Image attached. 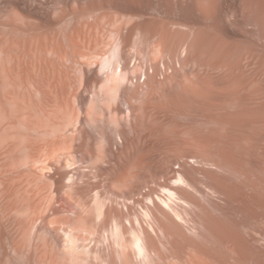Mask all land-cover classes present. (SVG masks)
Segmentation results:
<instances>
[{
    "label": "rangeland",
    "instance_id": "1",
    "mask_svg": "<svg viewBox=\"0 0 264 264\" xmlns=\"http://www.w3.org/2000/svg\"><path fill=\"white\" fill-rule=\"evenodd\" d=\"M63 3L0 0V264H264L259 33L221 5L187 59L191 32L169 36L180 43L162 55L148 30L121 35L128 19L107 9L113 26L84 25L88 43L66 47ZM91 39L101 52L123 46L119 89Z\"/></svg>",
    "mask_w": 264,
    "mask_h": 264
},
{
    "label": "bare ground",
    "instance_id": "2",
    "mask_svg": "<svg viewBox=\"0 0 264 264\" xmlns=\"http://www.w3.org/2000/svg\"><path fill=\"white\" fill-rule=\"evenodd\" d=\"M221 5H230V6L237 7L238 11L240 12L239 15H241V17H242V20L244 19L245 22L247 21L249 23V25L252 26V28L259 33V35H260L259 38L264 42V0H64V3H63L61 10H60V17H59L60 24L63 27V33L61 35V43L63 42L64 46H66V47H72V46L77 47V46H80L81 43L87 44L88 43L87 41L83 42V36H81V28L84 25L91 26V27H93V29L96 28L98 31L110 28L114 24L112 23V15H109L111 12L107 13V9H111L114 11V14L117 17L122 16V21L124 18L128 19V23L125 26L121 25L118 28L119 29L118 31L121 32V35L123 33L122 32L123 30H126V32L129 33L128 35H130V33H133L134 31H137L138 34L143 35V34H145V32H147L146 30H148L150 36L153 39H155V42H157L159 44V46H160L159 52L162 55L165 53H174L177 49L176 47H177L178 42L180 43V40L178 39L179 38L178 37L177 40H175L173 42L172 46L171 45L169 46V44H168V42L170 40L169 38L174 37V36L176 38L177 37L176 34L180 35L182 33L183 34L188 33V35H189V33L191 32L193 34L192 35L193 38L190 35L191 38L187 37L188 39L187 40L185 39L186 41L184 40L185 42L183 44L184 47L182 48L183 49L182 54H184L185 58H187V59L191 58L192 56H193L192 58L196 59L195 58L196 54L200 53V51L195 53V51L191 47L192 45H194L196 43L194 36H195V34L198 35L197 33L202 32L204 28L205 29L206 28H208V29L213 28V30L216 29V27L218 25L216 23L218 22L219 11H220L219 9L221 8L220 7ZM151 14H154L156 17L152 18L153 16H151ZM238 17H240V16H238ZM167 18H168L169 22H168V20H166L167 22L164 21ZM233 18H234V16H233ZM118 19H121V18L119 17ZM232 21H233V19H232ZM205 24H208V25H206L207 27L204 26ZM209 24L211 26H214V27H211ZM144 26H148V28L144 27ZM201 26H203L202 27L203 29H201ZM209 26H210V28H209ZM144 28H145V30H144ZM204 31L202 33H204ZM208 31L211 32V30H207L206 32H208ZM220 31H221V29H220ZM225 32H227V31H225ZM147 34H148V32H147ZM202 35H200V36H202ZM169 36H171V37H169ZM207 36H208V34H207ZM151 37L149 39H151ZM199 37L197 39H200ZM203 37H205V36L203 35ZM212 37H213V34H212ZM221 37H222V35H221ZM229 38H230V36H229ZM190 39H192V40L190 41ZM171 40H172V38H171ZM206 40L207 39L205 38V41ZM221 40H223V38ZM224 40H226L225 37H224ZM89 43H90V47L92 50L94 48L93 47V39H91L89 41ZM200 43L202 44L201 40H200ZM204 43L208 44L207 42H204ZM213 43H215V41H212V44ZM217 43H219V42H216L215 44L218 45ZM212 44H211V46H212ZM222 44H224V42ZM195 45L197 46V43ZM224 45H223V47H225ZM218 46H216V47H218ZM122 47L119 45V46L113 48L109 52H108V50H107V52H104V51L101 52V51L97 50V48H94L96 51L94 52L93 55H94V58L100 59V64H99V65H101L100 69L103 71H106V73L107 72L109 73V74H107L106 85L110 86L109 89H111V91H115V90L119 89V87L127 79V76H126L127 73L125 74V72H123L121 60H120L123 57L122 53L124 52L122 50ZM216 47L213 49V51H211V54H210L214 58L221 59V57H228V56L233 54L232 51H230V49L229 50L227 49L228 48L227 46H226L227 50L225 48H223L222 50H216L219 48V47L218 48H216ZM262 48H264V47H262ZM191 49L194 51V53L192 52ZM197 49H198V46H197ZM263 51H264V49H263ZM251 52H253V51H251ZM263 54H264V52H263ZM66 55H69L68 51L66 52ZM77 55H79L81 58H85V57L87 58L88 57V53L81 51V50L77 51ZM198 57L200 58L199 55H198ZM206 57H207V55H206ZM223 59H221V60H223ZM217 61H219V60H217ZM249 62H248V64H249ZM260 62L262 63V61H260ZM217 66L221 67V65H217ZM224 66L225 65H223V67H221V69L226 68ZM249 66H251V65L249 64ZM260 66L261 65H258L257 67H260ZM220 67H217V68H219V70L222 71L220 69ZM207 68H209V67H207ZM260 68L262 69V67H260ZM260 68H259V70L261 71ZM219 70H216V72ZM255 70H256V67H255ZM252 72H254V71H252ZM208 73H210V72H208ZM261 73H259V74H261ZM216 74H218V72ZM252 74H254V73H252ZM251 78L253 79V75H251L250 80H252ZM259 78H260V76H259ZM250 80H248L247 82H249ZM260 81H261V79H260ZM260 85H261V83H260ZM243 86H244V83H243ZM103 87H104V85H103ZM181 183H184V178L181 174H179L178 178H176L174 180V186H181L180 185ZM165 187L166 186H164L163 191L168 194L170 202H173V201L185 202V198L183 197L180 190H178V192H179L178 193L177 190L167 188V187L165 188ZM70 240H72V239L70 238ZM71 244H73V243H71ZM133 246L137 249V251L140 255L145 254L146 248L143 244L141 237L135 236V238L133 240Z\"/></svg>",
    "mask_w": 264,
    "mask_h": 264
},
{
    "label": "built area",
    "instance_id": "3",
    "mask_svg": "<svg viewBox=\"0 0 264 264\" xmlns=\"http://www.w3.org/2000/svg\"><path fill=\"white\" fill-rule=\"evenodd\" d=\"M146 81V78L145 77H136L133 79V82L136 83V84H140V83H144Z\"/></svg>",
    "mask_w": 264,
    "mask_h": 264
}]
</instances>
